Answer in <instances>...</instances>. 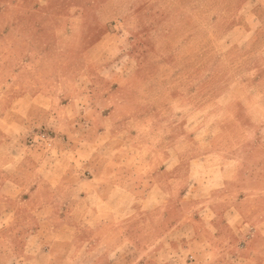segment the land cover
I'll use <instances>...</instances> for the list:
<instances>
[{
  "label": "rangeland",
  "instance_id": "374dc122",
  "mask_svg": "<svg viewBox=\"0 0 264 264\" xmlns=\"http://www.w3.org/2000/svg\"><path fill=\"white\" fill-rule=\"evenodd\" d=\"M247 1L50 0L35 11L30 0H0V55L8 62L0 66V87L6 89L0 99L17 107V122L7 125L19 126L35 103L43 107L37 118L43 127L34 136L44 140L53 137L44 127L56 123L51 110L60 97L68 123L100 119L97 106L106 115L104 124L125 125L100 136L92 161L71 147V164L96 167L100 159L106 169L139 174L167 160L164 167L174 172L160 179L171 190L161 208L167 206L168 213L170 202L177 204L167 225L197 220L180 225L174 235L190 236L201 226L217 241H193L191 249L206 253L214 247L224 264H264V83L249 82L252 70H245L260 50L253 51L254 42L244 44L253 30L231 31ZM249 23L257 19L251 15ZM237 97L247 112L237 113ZM16 135L26 136L21 130ZM129 135L136 139L126 147ZM120 154L124 165L115 158ZM144 179L152 183L151 175ZM127 218L137 214L132 210ZM149 222L151 229L150 220L144 223ZM24 227L7 224L0 231L21 234ZM169 241L161 244L169 248ZM151 244L115 241L111 259L98 255L106 251L104 244L93 245L76 264L137 263ZM5 249L2 264H31Z\"/></svg>",
  "mask_w": 264,
  "mask_h": 264
},
{
  "label": "crops",
  "instance_id": "0c3cea01",
  "mask_svg": "<svg viewBox=\"0 0 264 264\" xmlns=\"http://www.w3.org/2000/svg\"><path fill=\"white\" fill-rule=\"evenodd\" d=\"M30 1L34 3L35 11H40L50 0ZM251 15L257 19V23L253 26L249 23ZM237 16L241 22L231 31L253 30V35L244 44L249 45L254 42L253 51L260 50L259 57H247L249 60L245 63V70L249 72L252 70V77L246 79L249 82L253 80L256 83H264V43L261 42L264 38V0H248L240 6ZM7 63L5 54H1L0 66ZM4 75L0 73V82L5 80ZM3 87H0V93L6 90ZM239 99L241 98L237 97V113L247 112L246 102ZM36 105L33 103L27 109L29 117L19 119V126H14L17 120L12 112L17 111V107L15 104L7 105L0 99V229L7 224L25 226L21 234L11 235V232L5 229L0 231L1 252L6 251L5 247H10L15 257H20L25 263L31 264H76L78 257L91 253V251L86 253L90 246L104 244L106 251L98 252V255L101 258L111 259L115 255L113 242L122 240L134 242L145 239L152 242V247L142 250L139 254L141 260L131 264L226 263L220 260L221 252L214 247L205 250L206 253L191 249L193 241L205 240L210 244L217 241V235L207 233L205 229L202 231L201 226L193 228L195 233L193 235H174L176 229V232H179L180 225H194L197 223L196 219L191 222L185 219L175 225L172 223L167 225L165 220L167 214L173 213L177 206L171 201L168 213H165L167 206L161 208L165 203L167 192L171 191L161 180L167 173L174 172L173 167H164L168 163L167 160V162H158L152 169L140 172L142 174H137L132 169H116V167L106 169L100 159L96 167L86 163L85 166L71 164L69 157L71 147L76 151L75 155L84 154L87 162L92 161L97 156L96 144L99 143L100 136L107 131L111 135L116 134L114 129L124 126V123L104 124L101 119H105L106 115L104 113L99 115L101 110L97 106L94 108L95 114L100 119L89 121L84 119L82 122L77 120L68 123L64 112L67 104L60 97L53 107L54 111L51 110L57 112L54 118L56 123L44 127L50 130L53 137L39 140V137L34 135L40 132L38 130L40 127H43L37 120L43 107ZM113 110L108 113L109 117ZM12 120L16 121L13 126L7 125V123L12 124ZM19 130L26 136L18 137L16 131ZM132 138V135L127 137L124 142L126 147L129 146ZM115 158L118 164H122L126 159L122 154L116 155ZM99 162L101 165L97 166ZM149 175H151V184L144 179ZM137 177L141 179L137 180ZM77 186L79 197L73 192ZM18 193L21 194L19 201L11 200L13 196L17 198ZM137 196L141 197L140 202H134ZM106 207L111 209L105 211ZM9 210L13 211L12 218L8 216ZM75 210L78 212L75 213ZM128 210L131 214L133 210L137 218H127L131 214L123 218ZM147 220L152 222L151 229L150 222L149 226L144 223ZM27 226L30 228L27 229ZM10 240L14 241L12 246L3 243ZM163 241H169L171 247L165 248L161 244ZM29 245L32 247L35 245V250H27ZM217 252L219 253L216 254ZM125 257L128 258L129 255ZM0 258L2 264L5 256L1 254ZM105 264L112 263L105 262Z\"/></svg>",
  "mask_w": 264,
  "mask_h": 264
}]
</instances>
